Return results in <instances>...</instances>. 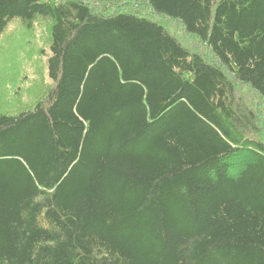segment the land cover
<instances>
[{"label": "trees", "instance_id": "1", "mask_svg": "<svg viewBox=\"0 0 264 264\" xmlns=\"http://www.w3.org/2000/svg\"><path fill=\"white\" fill-rule=\"evenodd\" d=\"M99 1L0 0L44 83L0 111V264H264V0Z\"/></svg>", "mask_w": 264, "mask_h": 264}, {"label": "rangeland", "instance_id": "2", "mask_svg": "<svg viewBox=\"0 0 264 264\" xmlns=\"http://www.w3.org/2000/svg\"><path fill=\"white\" fill-rule=\"evenodd\" d=\"M93 4H99L98 7L101 9H109V5L104 4L99 0H90ZM128 9L130 11L142 12L148 15H152L146 4L144 3H134L130 2L121 6L120 10ZM154 17V16H153ZM156 20L163 23L170 32L174 33L183 43L187 44V47L192 48L193 51L199 50L205 52L202 49L201 45L196 40H190L189 35L182 29L181 24L178 22L170 21L166 18H156ZM10 30V36L13 35L12 29L17 26H12ZM8 44H5L4 50H0V111H15L14 109L21 108L24 105L32 102L35 98L37 92H41L44 89V83L42 80L37 79L36 75L37 69H43V64H38L39 62L31 60V56L35 55V58L39 56L42 61V58L39 55L40 47H37L30 43L32 34L23 32L19 30V27ZM44 34V28H38V35ZM209 60H212L210 55L205 54ZM38 64V65H35ZM35 79L36 82H33ZM240 93H243L245 96H242L244 101L256 100L251 94L250 90L246 87L238 88ZM241 97V96H240ZM250 97V98H249ZM239 99V96H238ZM241 100V99H239ZM256 101L245 103L246 108L249 112H253L256 116L255 125L260 126L264 129V115L259 113L260 108L255 104ZM260 106V105H259ZM261 107V106H260ZM258 134V138H261L264 141V131ZM256 137V135H255Z\"/></svg>", "mask_w": 264, "mask_h": 264}]
</instances>
